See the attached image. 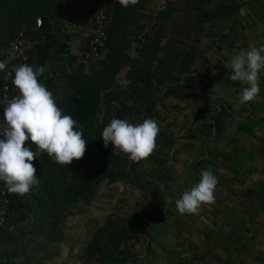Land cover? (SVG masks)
Instances as JSON below:
<instances>
[{
    "label": "rangeland",
    "instance_id": "1",
    "mask_svg": "<svg viewBox=\"0 0 264 264\" xmlns=\"http://www.w3.org/2000/svg\"><path fill=\"white\" fill-rule=\"evenodd\" d=\"M185 2V0H139L135 5L136 11L130 14L128 24L123 25L124 43L116 45V49L121 52L125 50L127 57L120 76L126 75L131 69L130 59L134 57L139 47L145 50L146 58H155L153 67L166 53L175 54L179 49L189 46L203 52L204 58L200 62L204 65L201 64L199 68L207 70V76L202 75L200 69L198 72H185L181 83L183 90L181 97L164 98L161 94L152 102L153 111L150 115H143L141 103L130 102L131 114L127 119L130 123L132 118L138 120L144 116L158 123L160 132L156 140L157 147L152 155L140 161V165L132 170L133 174H139L140 180L126 179L121 182L110 180L98 184L92 192L83 193L79 202L72 205L75 206L72 211L77 213L81 209L85 210L83 214H78L80 217L75 214L68 217L69 223H72L73 218L77 220L73 222L75 226L76 224L79 226L78 233L83 234L82 246H86L87 241L92 243L98 230L105 226L109 219L130 218L132 214H142L155 209L159 213L158 207L169 208L170 205L167 204L160 207L156 203L157 200L160 202L164 198L169 203L173 198L174 200L180 198L183 188L189 184L192 187L199 183L200 179L198 182L193 180L196 175L201 178L202 170H211L220 165L219 134L222 128L229 130V134L232 132L230 130L236 128L234 118H237V114L231 112L233 109L236 110L238 96L246 85L237 81V87L233 88L226 80L232 70L231 59L234 55L240 50H247L250 43L257 47L264 45V0H206L205 8L208 10L215 11L220 5L226 4L237 11L236 16L228 12L222 20L201 25V29H197V24H194L196 15H193L194 12L190 14ZM163 9L168 13L174 11L176 14L172 16L173 19L160 16ZM118 56L122 57V53ZM203 78L206 84L202 83ZM112 85L113 83L109 86ZM217 107L220 108L219 113L216 112ZM134 108L136 110H132ZM227 117L232 118L226 121ZM194 133V139H187V136ZM236 133L238 132L235 131L234 135ZM189 141L191 145L189 151L180 152L178 148L188 146ZM198 153L199 158H205V164L197 162ZM210 153L213 157L209 159ZM43 156H40L39 160H42ZM152 162L160 165L159 170L153 167ZM212 172L215 176L219 175L215 170ZM215 197L214 204L205 205L209 210L220 208V183L216 187ZM67 201L66 199V202L61 204L67 205ZM172 209V213L165 217L167 220L165 223L159 218V228H150V234L155 238V242L160 240L159 244L155 242L152 244V247H155L148 256L153 259L150 264H229L227 254L221 252L219 244H206L211 237L219 236V231L208 224L210 220L203 206L195 215H182L176 207ZM169 224L173 226L169 227ZM219 241L220 238L217 242ZM136 251L139 252L138 248ZM185 260L188 262L185 263ZM139 263L145 264V261L141 259Z\"/></svg>",
    "mask_w": 264,
    "mask_h": 264
},
{
    "label": "trees",
    "instance_id": "2",
    "mask_svg": "<svg viewBox=\"0 0 264 264\" xmlns=\"http://www.w3.org/2000/svg\"><path fill=\"white\" fill-rule=\"evenodd\" d=\"M49 1L0 0V60H5L7 49H9L11 56L10 43L20 30L24 29L26 25H32L37 17L48 14L54 8L50 6ZM185 1L190 14L194 12L193 15H196L194 24H197V29H201V25L211 23L214 20H222L228 12L236 16L237 9L226 4H222L217 10L211 11L205 8L206 0ZM114 7V22L101 47V52L107 54L106 58L84 62L82 56L80 64L82 69H80L78 75L75 74L68 78L67 86L61 95L63 113L71 115L83 127V138L87 140L85 155L79 160L74 159L69 165L56 163L54 159L49 158L47 153L40 160V163L50 167V169L41 173V178L46 185L51 184V191L56 197L58 195V201L64 203L67 199L70 206L78 203L83 193L92 192L98 184L110 180L114 182H121L126 179L140 180L139 174H133L132 172L134 168L140 165V162L129 160L126 154L113 150L111 144L105 148L101 137L103 128L113 118L123 119L125 117L124 119H129V114H131L130 102L132 101L143 105L141 109L143 115H150L153 111L152 102L161 94L164 98H180L183 92L181 83L185 72H198L199 66L204 65L203 62H200L204 58L203 52L201 50L198 52L194 46H189L188 48L179 49L175 54L172 52L166 53L165 57L152 67L154 57L146 58L145 50L139 47L136 49L134 57L130 59L131 69L126 75L122 74L120 76L124 70L122 65L127 57L125 50L121 52L116 49V45L124 43L125 28L123 25L128 24L130 14L136 11L137 6L130 5L124 8L120 6L118 0H115ZM165 11L166 9H163L160 16L163 18L165 16L166 19H173L172 16L176 14L174 11L172 13ZM26 33L38 39V35H33L31 30L26 31ZM6 36H8L7 39ZM120 53H122V57H117ZM142 57L143 60H141ZM6 69L0 71V115L3 112L1 91ZM200 71H202V75L207 76V70L200 69ZM231 74L232 70H230L226 81L229 86L235 88L238 83L230 80ZM112 83L113 85L110 87L109 85ZM202 83L206 84L204 78ZM132 110H136V108ZM216 112L219 113L220 108L217 107ZM101 115H103V118L100 119ZM144 119H147V117L144 116L142 119L138 118V120L132 118L131 123H142ZM165 138L172 141L167 136ZM194 138L195 133L187 136V139ZM30 143V141L26 142V146ZM189 143L190 141L188 146L179 147V151L187 153L189 146H191ZM31 147L33 148V145ZM201 151L202 149L200 153ZM200 153L197 154L198 159L196 160L200 162L199 164H205V158H199ZM152 164L156 170H159L160 165L157 162H152ZM195 178L193 182H198L201 179ZM189 188H191L190 184L183 188L181 193ZM59 194L62 195L61 199ZM10 197L12 208L18 213L17 197L11 192ZM174 199L169 203L164 198L160 202L157 200L156 203L160 207L163 204L170 205L167 209L158 207L159 213L155 209L154 211L147 210L142 214H132L130 218L109 219L106 225L100 228L98 236L88 247L89 258L94 254H99L101 256L100 264H139L141 260L137 261V259L141 255H145L143 256L145 264L151 263L153 259L148 258V256L152 251L155 238L151 236L150 228H159V218L163 223L167 221L165 217L172 213V208L176 207ZM13 219L8 218L6 225L0 232V236L10 226ZM168 226L172 227L173 224ZM160 230L164 231L163 229ZM137 247H140L139 252L136 251ZM141 249L145 252H142ZM186 262L188 261L185 260Z\"/></svg>",
    "mask_w": 264,
    "mask_h": 264
},
{
    "label": "crops",
    "instance_id": "3",
    "mask_svg": "<svg viewBox=\"0 0 264 264\" xmlns=\"http://www.w3.org/2000/svg\"><path fill=\"white\" fill-rule=\"evenodd\" d=\"M49 4L54 8L48 14L37 17L22 30H31L44 40L32 54L30 65L46 68L38 80L47 86L62 108L61 95L68 78L82 69L80 64L93 32L97 0H50ZM102 55L104 60L107 54ZM9 56L7 49L5 59ZM260 88L254 101L236 102V110L231 112L237 114L236 128L230 134L222 128L219 134L220 165L211 171L219 174L220 208L209 210L203 205L210 220L208 224L219 231V236L211 237L206 244H219L229 264H264V70L260 72ZM235 131L238 133L234 135ZM32 150L38 152L33 164L39 185L23 196L13 193L19 211L0 236V264H85L91 243L87 241L82 246L83 234L78 233L79 226L73 222L76 218L72 223L68 218L71 214L80 217L85 210L77 213L72 211L75 206L58 201L51 184L46 185L41 178V173L50 169L39 162L46 152L35 144Z\"/></svg>",
    "mask_w": 264,
    "mask_h": 264
},
{
    "label": "clouds",
    "instance_id": "4",
    "mask_svg": "<svg viewBox=\"0 0 264 264\" xmlns=\"http://www.w3.org/2000/svg\"><path fill=\"white\" fill-rule=\"evenodd\" d=\"M121 7L136 5L139 0H118ZM11 62V56L0 60V71ZM231 81L246 85L238 96L240 104L254 101L259 95L260 72L264 70V45L250 43L247 50H240L231 59ZM46 68L21 64L15 69L12 84L19 95L8 101L3 109L4 121L0 123V180L14 194H29L38 187L37 169L33 164L38 152L32 145L45 151L49 158L61 165H69L81 159L86 152L87 140L83 127L71 115H65L55 97L38 78ZM160 128L154 119L142 123H130L127 119L113 118L103 128L104 147L122 152L128 159L139 163L153 154ZM31 142L26 146V142ZM199 183L185 190L175 200L180 214H198L203 205L215 203L218 177L211 170L201 171Z\"/></svg>",
    "mask_w": 264,
    "mask_h": 264
},
{
    "label": "built area",
    "instance_id": "5",
    "mask_svg": "<svg viewBox=\"0 0 264 264\" xmlns=\"http://www.w3.org/2000/svg\"><path fill=\"white\" fill-rule=\"evenodd\" d=\"M114 5L115 0H97L93 32L83 53L84 62L103 59L101 47L103 46L114 22ZM43 41V39H36L28 35L25 30H20L11 41V62L5 71L4 83L1 91V103L3 109L9 100L20 94L18 89L12 84L15 69L21 64L30 65L32 53L43 43ZM3 121L4 116L2 112L0 123H3ZM16 216L17 212L12 208L10 192L4 181L0 180V232L6 225L8 218H15ZM100 262L101 256L99 254H94L85 264H100Z\"/></svg>",
    "mask_w": 264,
    "mask_h": 264
}]
</instances>
